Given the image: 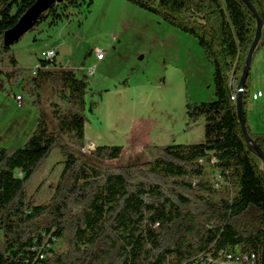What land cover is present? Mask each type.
Instances as JSON below:
<instances>
[{"label": "trees", "instance_id": "obj_1", "mask_svg": "<svg viewBox=\"0 0 264 264\" xmlns=\"http://www.w3.org/2000/svg\"><path fill=\"white\" fill-rule=\"evenodd\" d=\"M37 1L0 0V71L8 57L9 80L27 70L5 46L4 34ZM95 1L71 3L90 8ZM127 1L197 39L213 64L216 99L187 102L188 128L204 117L205 140L149 146L153 159L125 165L108 163L122 155V145H98L85 154L88 76L57 58L40 59L25 89L39 96L50 84L69 105L54 104L60 134L41 117L24 145L0 147V264H203L202 257L218 259L229 249L264 264V165L243 135L231 86L235 68L236 85L244 71L256 17L243 0ZM250 1L264 20V0ZM66 10L52 3L29 32L48 20L58 24ZM262 48L264 26L253 61ZM251 88L250 73L247 122ZM248 130L264 151V133L249 124ZM55 148L66 157L64 169L51 197L37 203L29 183ZM209 168L219 171V187ZM60 240L65 248L56 251Z\"/></svg>", "mask_w": 264, "mask_h": 264}, {"label": "rangeland", "instance_id": "obj_2", "mask_svg": "<svg viewBox=\"0 0 264 264\" xmlns=\"http://www.w3.org/2000/svg\"><path fill=\"white\" fill-rule=\"evenodd\" d=\"M57 3L60 11L68 8L69 16L59 22L50 36L44 35L41 28L49 26L48 20L11 46L19 65L27 70L24 77L18 81L8 79L11 70L8 57L1 65L0 147L24 145L41 117L47 120L51 131L60 134L54 104L67 109L69 103L63 94L50 84L43 87L39 96L30 95L24 87L36 74L35 67L43 59L42 51L51 48L58 51L59 64L71 68L79 77L88 76L87 138L94 137L98 145L124 146L122 155L108 161L109 164H132L156 156L149 146L141 151L130 149L135 125L150 124L148 137L157 145L205 140L204 117L188 128L187 102L216 99L214 67L194 37L136 5L138 13L130 9L123 13L128 27L123 19L109 21V13L119 4L118 0H96L90 8L84 2L77 7L71 0ZM97 46L106 50V65L88 75V66L92 64L88 55L91 50L96 52ZM257 54L251 70L256 89L252 96L254 107L248 110V124L253 131L264 133V48ZM18 94L23 96L20 102L16 99ZM93 149L84 145L83 152L89 154ZM65 160L61 149L55 148L31 179L28 193L37 203L51 197L50 186L57 182ZM209 172L211 178L218 174L211 168ZM64 248L63 240L57 241L56 251Z\"/></svg>", "mask_w": 264, "mask_h": 264}, {"label": "water", "instance_id": "obj_3", "mask_svg": "<svg viewBox=\"0 0 264 264\" xmlns=\"http://www.w3.org/2000/svg\"><path fill=\"white\" fill-rule=\"evenodd\" d=\"M247 7L251 10L254 16L257 19V31L254 41L249 49V53L246 58V64L240 81L238 82L236 88L234 87L235 83V76H236V68L233 71L231 77V86L236 90V105H237V112L239 117V122L241 125V129L243 135L247 141V144L250 150L254 151L259 158L263 161L264 165V151L263 149L255 142L253 137L250 135L248 130V122L245 114L244 108V94L246 91L247 80L251 73V67L253 62V56L258 46L260 39L262 38L263 34V26L264 20L262 16L259 14L256 7L250 0H243ZM57 2V0H38L14 25L12 28L7 30L4 34V43L5 46H13L16 42H18L23 36L29 32L36 21L38 20L39 16L50 8L52 3Z\"/></svg>", "mask_w": 264, "mask_h": 264}, {"label": "crops", "instance_id": "obj_4", "mask_svg": "<svg viewBox=\"0 0 264 264\" xmlns=\"http://www.w3.org/2000/svg\"><path fill=\"white\" fill-rule=\"evenodd\" d=\"M118 2H119V4L115 6L116 8L109 13L110 14L108 16L109 17V21H119V20L121 21L122 19L124 20V14L123 13L124 12L128 13L129 9L134 11V12L139 11L136 8H134L135 4H133L131 2H128V1L121 2L119 0H118ZM131 5H133V6H131ZM137 7H139V6H137ZM139 8L143 9L141 7H139ZM139 13H142V12H139ZM48 22H49L48 23L49 26L45 24L46 26H43V27L41 26V28H43L42 30H43V32H45L44 35L46 34L47 36H50V33L53 32L58 27L59 23L58 24H52L51 20H49ZM124 22H125V26L128 27L127 20H124ZM176 33H178V32H176ZM191 41H192V43H194L193 46L196 45L194 40H191ZM176 42L178 43L179 41H176ZM177 43H175V45H177ZM97 47L101 48L99 46H97ZM258 56H259L258 54L255 56V60L252 63L251 70L255 66V62H256V59L258 58ZM88 57L90 58L89 60L92 61V64H90L88 67L96 65L97 68H103L106 65L107 55L105 56V58L103 60H98L97 57H96L95 52L93 50H91L89 52ZM90 61H89V63H90ZM254 88H255L254 84L252 83L251 91H252V89L254 91ZM254 93H255V91L253 92V94L251 93V98H252V96H254ZM251 98H250V100H251ZM253 107H254V105H253V98H252V102L250 101V103H249V110H251ZM88 126H89V122L87 120L86 125H85V146L96 147V146H98V144L96 143V140L94 139V137H90L88 135L89 138H87ZM150 131H151V125L150 124H147V125L144 124V125H139V126L135 125L134 128H133V132H132V138H131V141L129 143L130 144V149L132 148L133 150L141 151L147 146L157 145V144H154V142H152L151 139H149L148 136L150 134Z\"/></svg>", "mask_w": 264, "mask_h": 264}, {"label": "built area", "instance_id": "obj_5", "mask_svg": "<svg viewBox=\"0 0 264 264\" xmlns=\"http://www.w3.org/2000/svg\"><path fill=\"white\" fill-rule=\"evenodd\" d=\"M96 57L98 60H103L106 56V50L97 48L96 49ZM42 56L44 59H53L57 58L58 52L55 48H51L48 50L42 51ZM41 66L40 62L35 67V72L37 73L38 68ZM96 65L90 66L88 68V75H94L96 72ZM16 99L20 102L23 99L21 94L16 95ZM218 174L215 178H213L215 186L219 187L222 182V177L219 171H215ZM158 225V224H157ZM223 257L221 258H213L211 255L202 257L201 260L203 264H256V256L254 254L248 255L241 253L238 249H229L227 251H222ZM41 257H45V255H41Z\"/></svg>", "mask_w": 264, "mask_h": 264}, {"label": "bare ground", "instance_id": "obj_6", "mask_svg": "<svg viewBox=\"0 0 264 264\" xmlns=\"http://www.w3.org/2000/svg\"><path fill=\"white\" fill-rule=\"evenodd\" d=\"M232 99L236 101V95H234V96L232 97Z\"/></svg>", "mask_w": 264, "mask_h": 264}]
</instances>
